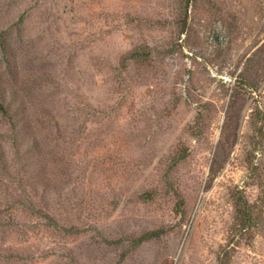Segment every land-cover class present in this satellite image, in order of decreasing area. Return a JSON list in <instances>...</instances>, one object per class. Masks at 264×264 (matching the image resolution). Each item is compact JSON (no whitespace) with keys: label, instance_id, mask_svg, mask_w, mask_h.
<instances>
[{"label":"rangeland","instance_id":"1","mask_svg":"<svg viewBox=\"0 0 264 264\" xmlns=\"http://www.w3.org/2000/svg\"><path fill=\"white\" fill-rule=\"evenodd\" d=\"M0 91V264H264V0H0Z\"/></svg>","mask_w":264,"mask_h":264},{"label":"trees","instance_id":"2","mask_svg":"<svg viewBox=\"0 0 264 264\" xmlns=\"http://www.w3.org/2000/svg\"><path fill=\"white\" fill-rule=\"evenodd\" d=\"M6 92L0 91V114L6 117L12 123V125H14V127L17 128L18 126H20L21 120L27 118V114L25 113L26 110L25 108L19 107L17 103L18 101L17 99H14L15 96L12 91H6ZM13 102H15L14 103L15 105H13ZM22 114H23V117L21 116ZM25 121L23 120V122ZM13 129L14 128L12 126V130ZM42 214L43 216H45L46 218L50 220L54 219L52 217L53 215H49L48 213H42ZM161 230L162 229H155L150 232H147L145 235L140 237V239L144 237H149V236H156L159 233H161ZM226 252L227 250H224V253L219 257L218 264H226Z\"/></svg>","mask_w":264,"mask_h":264}]
</instances>
